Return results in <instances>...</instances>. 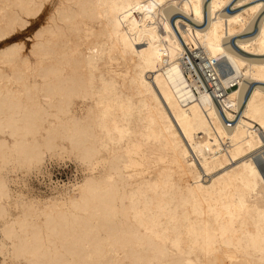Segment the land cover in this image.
<instances>
[{
    "label": "bare ground",
    "instance_id": "1",
    "mask_svg": "<svg viewBox=\"0 0 264 264\" xmlns=\"http://www.w3.org/2000/svg\"><path fill=\"white\" fill-rule=\"evenodd\" d=\"M1 1L35 31L0 49V168L86 174L14 215L0 175V264H264V0Z\"/></svg>",
    "mask_w": 264,
    "mask_h": 264
},
{
    "label": "rangeland",
    "instance_id": "2",
    "mask_svg": "<svg viewBox=\"0 0 264 264\" xmlns=\"http://www.w3.org/2000/svg\"><path fill=\"white\" fill-rule=\"evenodd\" d=\"M1 3L6 4V1H1ZM229 9H231V7L227 6L226 11L230 12ZM27 19L29 21L27 25L21 29L17 28L16 31L7 38H0V49L12 43L19 44L22 42L19 44L22 46L21 51L28 53L31 45V37L35 29L32 27L34 18L29 17ZM224 68L229 69L228 66H225ZM4 82H6V80L1 79L0 85ZM6 138L10 141L8 136H6ZM11 167L0 168V175H3L4 177L6 176V179L8 178L7 182H9L8 185L10 188V193L13 196L15 195L19 198V201L14 202L15 198L13 197L12 200L7 204L9 213L13 215L19 211L18 203H20L22 200L25 202L30 200L37 201L40 210L46 199L50 197L63 196L67 193L71 194L73 191V186L86 174L84 166L74 156L67 154L47 155L44 157V160L39 165V167L31 169L32 171L27 169L25 171L23 168L12 170ZM1 169L5 170L2 171ZM30 216L35 217L34 213L30 214ZM2 260L3 256L0 255V262ZM27 263L28 262L24 259L11 260L8 256L5 257L4 261V264Z\"/></svg>",
    "mask_w": 264,
    "mask_h": 264
},
{
    "label": "built area",
    "instance_id": "3",
    "mask_svg": "<svg viewBox=\"0 0 264 264\" xmlns=\"http://www.w3.org/2000/svg\"><path fill=\"white\" fill-rule=\"evenodd\" d=\"M188 51L189 54L184 56L186 61L184 68L189 71L193 81L197 83L200 89L207 90L214 100H221L224 93L218 85V78H216L213 71L209 70L207 60H203V57H201L200 60L203 61H199L195 52Z\"/></svg>",
    "mask_w": 264,
    "mask_h": 264
}]
</instances>
